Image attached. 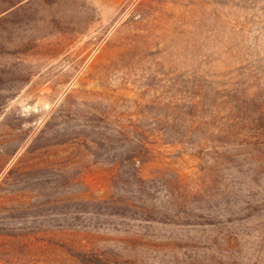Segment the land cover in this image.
<instances>
[{
  "label": "rangeland",
  "instance_id": "obj_1",
  "mask_svg": "<svg viewBox=\"0 0 264 264\" xmlns=\"http://www.w3.org/2000/svg\"><path fill=\"white\" fill-rule=\"evenodd\" d=\"M0 264H264V0L3 14Z\"/></svg>",
  "mask_w": 264,
  "mask_h": 264
},
{
  "label": "trees",
  "instance_id": "obj_2",
  "mask_svg": "<svg viewBox=\"0 0 264 264\" xmlns=\"http://www.w3.org/2000/svg\"><path fill=\"white\" fill-rule=\"evenodd\" d=\"M29 1V0H10L6 7L0 11V19L2 18L3 14H8L14 10L17 6L21 5L22 3Z\"/></svg>",
  "mask_w": 264,
  "mask_h": 264
}]
</instances>
